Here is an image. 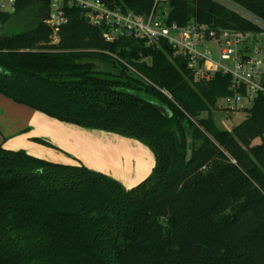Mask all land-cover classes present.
<instances>
[{"label": "trees", "instance_id": "obj_1", "mask_svg": "<svg viewBox=\"0 0 264 264\" xmlns=\"http://www.w3.org/2000/svg\"><path fill=\"white\" fill-rule=\"evenodd\" d=\"M231 1L264 21V0ZM117 3L140 15L155 6ZM50 4L16 0L14 12L0 10V94L64 123L133 138L156 164L127 189L83 165L0 145V264H264V94L246 120L218 129L213 113L232 94L231 75L195 81L166 43H107L78 7L67 9L50 45ZM165 8L169 24L258 31L211 0L156 5ZM21 14L32 27L7 31Z\"/></svg>", "mask_w": 264, "mask_h": 264}, {"label": "built area", "instance_id": "obj_2", "mask_svg": "<svg viewBox=\"0 0 264 264\" xmlns=\"http://www.w3.org/2000/svg\"><path fill=\"white\" fill-rule=\"evenodd\" d=\"M155 0L146 15L126 11L117 0H51L46 25L52 29V45L60 41L61 29L68 23L67 9L85 11L89 24L103 32L107 43L124 38L144 40L148 45L168 44L173 58L186 62L195 81H209L216 74L231 75L232 94L218 102V108L232 112L252 105L264 94V21L231 0H211L254 24L258 31L225 28L190 21L184 26L167 21L168 9L159 11ZM16 0H0V10L15 11ZM216 55V57H215ZM245 92V94L243 93Z\"/></svg>", "mask_w": 264, "mask_h": 264}, {"label": "crops", "instance_id": "obj_3", "mask_svg": "<svg viewBox=\"0 0 264 264\" xmlns=\"http://www.w3.org/2000/svg\"><path fill=\"white\" fill-rule=\"evenodd\" d=\"M0 145L66 165L85 166L127 189L153 172L155 156L143 143L117 133L61 122L0 94Z\"/></svg>", "mask_w": 264, "mask_h": 264}, {"label": "rangeland", "instance_id": "obj_4", "mask_svg": "<svg viewBox=\"0 0 264 264\" xmlns=\"http://www.w3.org/2000/svg\"><path fill=\"white\" fill-rule=\"evenodd\" d=\"M166 9V8H165ZM32 27V22L28 14H21L18 16H13L11 21L7 24L6 30L8 31H18L22 29H28ZM51 42L53 37L50 36ZM50 42V45H52ZM216 57V55H215ZM251 106L246 104V109L241 110L240 112H232L228 110H221L223 108H218L214 110L213 119L215 121V126L221 130H232L235 126L239 125L241 122L246 120L248 116V110ZM3 113V110L0 109V114ZM260 140H257L255 144L259 143ZM149 149V147H147ZM150 150V149H149ZM153 153V152H152Z\"/></svg>", "mask_w": 264, "mask_h": 264}, {"label": "water", "instance_id": "obj_5", "mask_svg": "<svg viewBox=\"0 0 264 264\" xmlns=\"http://www.w3.org/2000/svg\"><path fill=\"white\" fill-rule=\"evenodd\" d=\"M160 108V111L163 113V114H165V115H167L168 113V110L166 109V108H161V107H159ZM168 116V115H167Z\"/></svg>", "mask_w": 264, "mask_h": 264}]
</instances>
